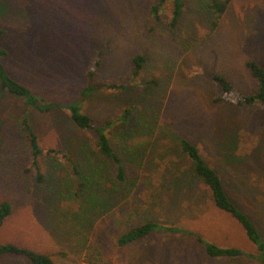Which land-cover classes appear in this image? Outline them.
Returning a JSON list of instances; mask_svg holds the SVG:
<instances>
[{"label": "rangeland", "instance_id": "rangeland-1", "mask_svg": "<svg viewBox=\"0 0 264 264\" xmlns=\"http://www.w3.org/2000/svg\"><path fill=\"white\" fill-rule=\"evenodd\" d=\"M209 1L185 0L172 30V3L155 19L157 0H0V45L8 51L2 61L33 93L73 101L101 49L97 78L127 85L94 90L83 103L95 123L113 121L108 135L127 175L121 182L99 152L95 133L77 127L68 109H27L23 98L0 84V204L12 206L0 245L46 253L55 264H263L257 245L216 207L208 187L185 174L178 183L170 178L192 166L174 155L171 138L179 134L199 147L264 240V106L223 100L212 80L220 73L245 93L257 90L246 62L264 66V0H232L217 27L206 11ZM139 53L146 60L134 77L131 61ZM127 108L132 121L121 128ZM25 115L41 147L63 149L74 167L44 155V179H37ZM145 115L154 129L137 124ZM172 156L176 166L167 169L161 159ZM149 220L181 225L243 254L211 257L196 236L180 231L159 230L119 244L123 233ZM0 264L32 262L5 254Z\"/></svg>", "mask_w": 264, "mask_h": 264}, {"label": "trees", "instance_id": "trees-1", "mask_svg": "<svg viewBox=\"0 0 264 264\" xmlns=\"http://www.w3.org/2000/svg\"><path fill=\"white\" fill-rule=\"evenodd\" d=\"M231 1L232 0H210L207 3L206 11L210 16L213 27L218 26L221 16L225 13ZM168 3H172L169 27L172 30H176L184 12L185 0H157V2L154 3L152 7V14L155 19H159L161 17V11ZM4 33L5 30L0 29V35ZM7 54L8 51L0 45V84L2 91L23 98L27 109H35L43 113L55 108L68 109L67 111H69V115L77 127L83 130H91L95 133L99 152L113 163L116 178L121 182H125L127 180L125 166L121 157L113 148L108 135V129L114 126L113 121L107 120L101 123H95L93 118L86 112L83 105L89 94L94 90L101 88L121 90L127 88V85L124 82L102 81L97 78L98 72L102 65L104 49L100 50L94 59L93 67L87 72V85L73 101L65 104L58 101H49L44 97L33 93L31 88L13 78L2 61V59L7 56ZM145 60V56L141 53L133 57L131 61V73L134 77L137 76L141 71ZM246 68L257 82V90L255 92L245 93L237 89L226 76L220 73H215L212 76L213 83L217 87L220 97L223 100L229 101L239 107L253 106L257 104L264 106V66L256 60H248L246 62ZM132 112L133 111L130 108L125 109L122 115L121 128H127L129 121H132ZM137 120L138 125H141L147 129H154V122L149 116L145 115L144 117H141ZM23 128L31 148L32 165L37 171L36 177L39 181L44 179L40 167L41 156L45 155L53 158L61 157L65 160H69V163L72 165V167L75 166L74 161L63 149L57 147L44 149L41 147L38 135L32 128L28 115L24 116ZM152 134L153 131H151V135ZM171 139L174 143L172 147V149L175 150L174 155L178 154L179 158H187L190 162V165L192 166L190 169H185L183 172H180L178 169H176V172L172 173L173 175L169 177L171 179L174 177L173 179H175V182L178 183L179 181L176 179L185 174L188 175V177H192V180L198 179L199 183L202 182V184L208 187L211 193V198L216 207L232 215L241 224L249 239L257 245L258 250H260V259L262 260L261 262L264 264V240L262 234L250 219L248 214L232 200L221 175L213 168L208 159L203 156L199 147L187 137L174 134L172 135ZM149 142H147L146 145L140 146L139 148L145 146L143 148L145 149L148 145H150ZM173 158L175 157L172 156L171 159ZM159 159L160 157L157 159V162H159ZM161 160L163 163H166L164 167H169L167 169H171L176 166V158L170 161L166 160V158H162ZM168 164L171 165L167 166ZM11 213L12 206L9 202H3L0 204V227ZM159 230L180 231L196 236L198 241L204 243L206 253L211 257L229 258L243 254V251L240 248L220 246L214 242L207 241L197 233L187 230L181 225H168L155 220H149L129 229L119 237L118 242L120 245H126L136 240L145 238L151 233ZM5 254L21 255L27 257L30 259L32 264H55L50 255L31 250L27 247L18 246L14 243L0 245V255Z\"/></svg>", "mask_w": 264, "mask_h": 264}]
</instances>
